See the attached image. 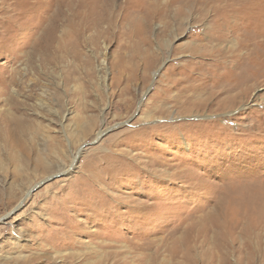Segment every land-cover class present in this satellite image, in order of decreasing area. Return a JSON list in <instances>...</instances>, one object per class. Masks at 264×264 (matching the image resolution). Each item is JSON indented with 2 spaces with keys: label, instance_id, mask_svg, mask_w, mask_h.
I'll list each match as a JSON object with an SVG mask.
<instances>
[{
  "label": "rangeland",
  "instance_id": "rangeland-1",
  "mask_svg": "<svg viewBox=\"0 0 264 264\" xmlns=\"http://www.w3.org/2000/svg\"><path fill=\"white\" fill-rule=\"evenodd\" d=\"M177 1H0V264H264V0Z\"/></svg>",
  "mask_w": 264,
  "mask_h": 264
},
{
  "label": "bare ground",
  "instance_id": "bare-ground-1",
  "mask_svg": "<svg viewBox=\"0 0 264 264\" xmlns=\"http://www.w3.org/2000/svg\"><path fill=\"white\" fill-rule=\"evenodd\" d=\"M1 1V0H0ZM28 1V0H27ZM154 1V0H153ZM167 1V0H166ZM178 1H181V0H178ZM176 2V4L177 3H179V2ZM236 2H238L237 0H235ZM148 2V1H147ZM11 3V2H10ZM150 3V2H149ZM169 2H167V4H168ZM242 3V2H241ZM256 3V2H255ZM5 4H6V2H5ZM159 4H161V3H159ZM163 4V3H162ZM198 4H199V2H198ZM19 5V4H18ZM178 5V4H177ZM182 4H180V6H181ZM192 5V4H191ZM256 5H257V3H256ZM20 6V5H19ZM122 6V5H121ZM123 6H124V4H123ZM168 7H167V9L166 10H169V9H171L172 8V6H173V4H168L167 5ZM178 7V11H179V9H182V10H185L186 8L183 6H181V7ZM244 6V5H243ZM255 6V5H254ZM18 7V6H17ZM186 7H188L187 9H186V11H191L190 10V3L188 2V4H186ZM239 7V6H238ZM241 7V6H240ZM246 7V6H245ZM3 8V7H2ZM13 8V7H12ZM29 8V7H28ZM119 8V7H118ZM120 8H122V7H120ZM124 8V7H123ZM154 8V7H153ZM158 8V7H157ZM160 8V7H159ZM203 8V7H202ZM111 9H112V7H111ZM245 9V8H244ZM27 10V9H26ZM29 10H30V8H29ZM117 10V9H116ZM123 10V9H122ZM154 10H155V8H154ZM203 10V9H202ZM240 10H242V9H240ZM248 10H251V9H248ZM108 11V10H107ZM115 11V10H114ZM119 11V10H118ZM162 11V10H161ZM222 11V10H221ZM224 11H225V9H224ZM242 11H244V10H242ZM245 11H247V9L245 10ZM12 12V14H11V17H12V20H6V21H4L6 24H7V26L9 25V27H11L10 28V30L12 29V27L14 26V33H16V35H20L19 34V32H20V30H18V21H19V18H20V16H19V12L17 13V11H11ZM29 12V11H28ZM33 12V11H32ZM164 12V11H163ZM177 12V11H176ZM8 13H10V11L8 12L7 11V14ZM23 13V12H22ZM34 13V12H33ZM108 13V12H107ZM106 13V14H107ZM120 13V12H119ZM171 13H173V12H171ZM191 13H192V11H191ZM197 13V12H196ZM205 13V12H204ZM115 14V13H114ZM179 15H178V18H183L184 16H188L187 14H184V16H182L180 13H178ZM212 14V13H211ZM210 14V15H211ZM245 14V13H244ZM246 14H247V12H246ZM249 14V13H248ZM257 14V13H256ZM119 15V14H118ZM117 15V16H118ZM173 15V14H172ZM176 15V14H175ZM253 15V14H252ZM105 16V15H104ZM108 16V15H107ZM120 16H121V14H120ZM7 17H9V16H7ZM110 17V16H109ZM254 17V16H253ZM115 18V17H114ZM171 18V17H170ZM188 18V17H187ZM107 19H108V17H107ZM252 19V18H251ZM4 20V19H3ZM130 20V19H129ZM145 20V19H144ZM154 20V19H153ZM169 19H167V21H168ZM175 20V19H174ZM248 20V19H247ZM104 21V20H103ZM114 21V20H113ZM128 21V20H127ZM260 21V20H259ZM124 22V21H123ZM145 22V21H144ZM143 22V23H144ZM154 22V21H153ZM152 22V23H153ZM186 22V21H185ZM203 22V21H202ZM243 22V21H242ZM97 23H99V22H97ZM109 23V22H108ZM117 23V22H116ZM162 23H164V22H162ZM99 25V24H98ZM103 25V24H102ZM109 25V24H108ZM146 25V24H145ZM147 25H148V23H147ZM183 25V24H182ZM259 25V24H258ZM5 26V25H4ZM100 26V25H99ZM111 26V25H110ZM120 26V25H119ZM152 26V25H151ZM155 26V25H154ZM254 26V25H253ZM147 27V26H146ZM183 27V26H182ZM244 27V26H243ZM256 27H258V26H256ZM4 28V27H3ZM144 28V27H143ZM210 28V27H209ZM251 28V27H250ZM104 29V28H103ZM146 29H148V28H146ZM30 30V29H29ZM145 30V29H144ZM33 31V30H32ZM146 31V30H145ZM215 31V30H214ZM105 32V31H104ZM165 32V31H164ZM185 32V31H184ZM219 32V31H218ZM259 32V31H258ZM224 33V32H223ZM139 34H140V32H139ZM161 34V33H160ZM202 34V33H201ZM225 34H227V33H225ZM6 35V34H5ZM22 35V34H21ZM197 35V34H196ZM199 35V34H198ZM217 35V34H216ZM256 35V34H255ZM259 35V34H258ZM167 36V35H166ZM172 36H174V35H171V37ZM178 36V35H177ZM124 37V36H123ZM143 38H144V36H143ZM162 38V37H161ZM164 38V37H163ZM179 38V37H178ZM134 39V38H133ZM177 39V38H176ZM169 40H170V38H169ZM195 40V39H194ZM206 40V39H205ZM13 42V41H12ZM166 42H169V41H166ZM172 42V41H171ZM219 42V41H218ZM189 43V42H188ZM222 43V42H221ZM132 44V43H131ZM160 44V43H159ZM187 44V43H186ZM10 45V44H9ZM154 45V44H153ZM161 45V44H160ZM187 45H189V44H187ZM261 45V44H260ZM151 46V45H150ZM166 47V46H165ZM216 47V46H215ZM218 47H220V46H218ZM162 48V47H161ZM222 48V47H221ZM182 49V48H181ZM218 49V48H217ZM137 50H138V48H137ZM189 49H186V51H188ZM207 50V49H206ZM212 50V49H211ZM214 50V49H213ZM222 50V49H221ZM203 51V50H202ZM209 51V50H208ZM215 51V50H214ZM153 52V51H152ZM163 52V51H162ZM174 52V51H173ZM204 52H206V51H204ZM4 53V52H3ZM186 53V52H185ZM138 54H139V52H138ZM176 54V53H175ZM242 54V53H241ZM141 55H144L143 53H140V56ZM190 55V54H189ZM212 55V54H211ZM214 55V54H213ZM214 57V56H213ZM146 58V57H145ZM188 58V57H187ZM147 59V58H146ZM220 60V59H219ZM238 60V59H237ZM207 61V60H206ZM209 61V60H208ZM234 61V60H233ZM144 62V61H143ZM149 62V61H148ZM184 62V61H183ZM192 62H194V60H192ZM201 62V61H200ZM194 64V63H193ZM200 64H202V63H200ZM203 64H205V63H203ZM148 65H149V63H148ZM186 66V65H185ZM196 66H198V65H196ZM220 66H223V65H221V64H217V67L219 68ZM226 67V66H225ZM238 67V66H237ZM150 68V67H149ZM183 68V67H182ZM214 67H212V68H210L209 70H207L208 72H210L212 69H213ZM201 69V68H200ZM215 69V68H214ZM213 69V70H214ZM179 70H180V68H179ZM188 70V69H187ZM178 71V70H177ZM222 71V70H221ZM233 71H235L234 69H233ZM238 71V70H237ZM200 72V71H199ZM203 72V71H202ZM254 73V72H253ZM176 74V73H175ZM204 74V73H203ZM207 74H209V73H207ZM222 74V73H221ZM212 78V77H211ZM217 78V77H216ZM183 80V79H182ZM211 80V79H210ZM226 79L224 78V81H225ZM172 81V80H171ZM180 82V81H179ZM3 84H4V82H2ZM210 83V82H209ZM209 83H205V84H203V86H208V84ZM178 84V83H177ZM191 84V83H190ZM179 85V84H178ZM177 86V85H176ZM193 86V85H192ZM196 86V85H195ZM213 86H217L218 88H221V93H226V89L228 88V87H226V85L225 84H221V81H218V80H214V84H213ZM237 86V85H236ZM241 86H242V84H241ZM173 87V86H172ZM175 88V87H174ZM191 88V87H190ZM168 89V88H167ZM172 89V88H171ZM206 89V88H205ZM237 89V88H236ZM173 90V89H172ZM187 90V89H186ZM191 90H193V89H191ZM194 90H196V89H194ZM204 91V90H203ZM4 94V93H3ZM163 94V93H162ZM196 95V94H195ZM195 95H194V98H195ZM163 96H165V95H163ZM169 96V95H168ZM180 96V95H179ZM177 97V96H176ZM178 98V97H177ZM193 98V97H192ZM171 99V98H170ZM168 100V99H167ZM177 101V100H176ZM182 101V100H181ZM164 102V101H163ZM167 102V101H166ZM170 102V101H169ZM175 102V101H174ZM183 102V101H182ZM168 103V102H167ZM192 104V103H191ZM166 105V104H165ZM263 229V228H262ZM263 238V237H262ZM256 239V238H255ZM260 239V238H259ZM251 241V240H250ZM255 241L256 240H254L253 242L255 243ZM263 241V240H262ZM254 246V245H253ZM256 246V245H255ZM258 246V245H257ZM254 248V247H253ZM255 249V248H254Z\"/></svg>",
  "mask_w": 264,
  "mask_h": 264
},
{
  "label": "water",
  "instance_id": "water-1",
  "mask_svg": "<svg viewBox=\"0 0 264 264\" xmlns=\"http://www.w3.org/2000/svg\"><path fill=\"white\" fill-rule=\"evenodd\" d=\"M125 125H127V124H125ZM5 219H6V218L1 219V220H0V224H1V223L3 222V220H5Z\"/></svg>",
  "mask_w": 264,
  "mask_h": 264
}]
</instances>
